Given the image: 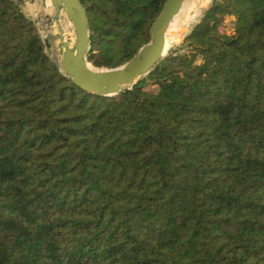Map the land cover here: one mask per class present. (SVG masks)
Here are the masks:
<instances>
[{
	"label": "trees",
	"instance_id": "trees-1",
	"mask_svg": "<svg viewBox=\"0 0 264 264\" xmlns=\"http://www.w3.org/2000/svg\"><path fill=\"white\" fill-rule=\"evenodd\" d=\"M164 1L80 0L88 61L128 60ZM0 264H264V0H211L113 96L0 0Z\"/></svg>",
	"mask_w": 264,
	"mask_h": 264
},
{
	"label": "water",
	"instance_id": "water-1",
	"mask_svg": "<svg viewBox=\"0 0 264 264\" xmlns=\"http://www.w3.org/2000/svg\"><path fill=\"white\" fill-rule=\"evenodd\" d=\"M53 13L47 16L51 27L43 39L46 47L53 42L57 52L56 62L61 74L80 89L103 96L117 95L131 87L167 54L166 30L185 0H165L159 13L148 26V41L122 64L111 67H95L88 61L90 49L89 19L80 0H48ZM46 0H40L45 6ZM61 16L69 20L72 33L65 35Z\"/></svg>",
	"mask_w": 264,
	"mask_h": 264
},
{
	"label": "bare ground",
	"instance_id": "bare-ground-1",
	"mask_svg": "<svg viewBox=\"0 0 264 264\" xmlns=\"http://www.w3.org/2000/svg\"><path fill=\"white\" fill-rule=\"evenodd\" d=\"M28 7L35 16L37 22L39 23L41 30H44V21L47 20V16L53 13V7L50 2L46 0L45 6H41L39 0H29ZM208 3V2H207ZM206 6V0H185L179 11L174 15L172 21L170 22L165 36V52L171 47V45L178 40L181 33L186 31L189 26L194 23L196 18L201 14L202 10ZM60 23L64 27L65 35H71L72 27L65 16H61ZM51 27L46 24L45 30L50 32ZM46 32V37L47 34ZM182 37V36H181Z\"/></svg>",
	"mask_w": 264,
	"mask_h": 264
},
{
	"label": "rangeland",
	"instance_id": "rangeland-1",
	"mask_svg": "<svg viewBox=\"0 0 264 264\" xmlns=\"http://www.w3.org/2000/svg\"><path fill=\"white\" fill-rule=\"evenodd\" d=\"M16 1L18 4H19V7L21 8V10L34 22L35 26H36V29L38 31V33L40 34L42 40L46 37V32L48 33V31L45 30V27H46V24L48 25L47 23V20L45 19L44 21V30L42 31L41 30V27L39 25V23L37 22L35 16L33 15V13L31 12L30 8L28 7V2H30L29 0H14ZM40 2V0H39ZM208 2V3H207ZM211 3V0H206V6L204 7V9L202 10L201 14L196 18V20L194 21V23H192L188 29H186V31H183L180 35V37L178 38L177 41H175L171 47L168 49L167 51V54L178 48L182 42V40L184 39V37L188 34V32L191 30V28L193 27V25L198 22V20L202 17L204 11L208 8V6L210 5ZM232 20L233 18L232 17H225L224 18V22H223V25L221 26V29L226 32V33H231L232 32ZM182 36V37H181ZM141 42L140 39L138 40H135L134 43L137 44ZM49 43H50V46L49 47H46L45 46V51L46 53L49 55V57L54 60L55 62L58 61L57 59V52H56V49L54 47V44L52 41L49 40ZM166 54V55H167ZM165 55V56H166Z\"/></svg>",
	"mask_w": 264,
	"mask_h": 264
}]
</instances>
